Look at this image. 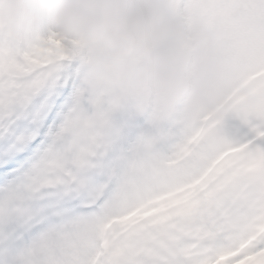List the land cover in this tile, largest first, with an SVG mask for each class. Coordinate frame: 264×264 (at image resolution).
Wrapping results in <instances>:
<instances>
[{
	"label": "snow or ice",
	"instance_id": "1",
	"mask_svg": "<svg viewBox=\"0 0 264 264\" xmlns=\"http://www.w3.org/2000/svg\"><path fill=\"white\" fill-rule=\"evenodd\" d=\"M173 6L221 54L198 113H149L54 30L0 31V264H264V0Z\"/></svg>",
	"mask_w": 264,
	"mask_h": 264
},
{
	"label": "clouds",
	"instance_id": "2",
	"mask_svg": "<svg viewBox=\"0 0 264 264\" xmlns=\"http://www.w3.org/2000/svg\"><path fill=\"white\" fill-rule=\"evenodd\" d=\"M54 30L149 113H198L219 90L221 54L204 21L173 0H0V31Z\"/></svg>",
	"mask_w": 264,
	"mask_h": 264
},
{
	"label": "rangeland",
	"instance_id": "3",
	"mask_svg": "<svg viewBox=\"0 0 264 264\" xmlns=\"http://www.w3.org/2000/svg\"><path fill=\"white\" fill-rule=\"evenodd\" d=\"M120 118H121L120 117V114H117L116 119L119 120ZM0 183H3V180L2 179H0ZM47 199L48 198H45V200H40V201H33L32 202V207L33 208L41 207L46 202ZM26 239H28V234H24L21 237V240H26ZM17 242L19 243L20 241H17Z\"/></svg>",
	"mask_w": 264,
	"mask_h": 264
}]
</instances>
